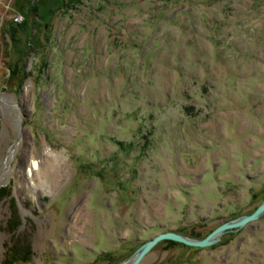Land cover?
Returning <instances> with one entry per match:
<instances>
[{"label": "rangeland", "instance_id": "374dc122", "mask_svg": "<svg viewBox=\"0 0 264 264\" xmlns=\"http://www.w3.org/2000/svg\"><path fill=\"white\" fill-rule=\"evenodd\" d=\"M2 167L0 264H122L251 215L264 0H0ZM140 264H264V215Z\"/></svg>", "mask_w": 264, "mask_h": 264}, {"label": "water", "instance_id": "95a60500", "mask_svg": "<svg viewBox=\"0 0 264 264\" xmlns=\"http://www.w3.org/2000/svg\"><path fill=\"white\" fill-rule=\"evenodd\" d=\"M263 215L264 202L260 204L259 207L251 215L243 216L237 220L226 222L212 231L206 238L201 240L192 239L176 232H166L158 234L153 239L145 242L126 262L122 264H140L146 255H148L159 243L164 241H172L183 244L185 246L196 248L211 247L219 241L220 237L225 234V232L245 227L251 222L260 220Z\"/></svg>", "mask_w": 264, "mask_h": 264}, {"label": "trees", "instance_id": "16d2710c", "mask_svg": "<svg viewBox=\"0 0 264 264\" xmlns=\"http://www.w3.org/2000/svg\"><path fill=\"white\" fill-rule=\"evenodd\" d=\"M80 1L81 0H68L69 4L72 6L79 4ZM146 143H145V145H147ZM165 243L173 244V245L177 244V243H174L172 241H165ZM10 253H12V255H10ZM19 253H22L21 250H19V249H16V248L10 249V252H8L7 257L11 256L13 258V261H12L13 264L18 263V262L24 263V262L28 261L29 258H27V257L30 254V252L27 251V253L26 254L24 253L23 255H20ZM8 263H9V259L7 258V260L5 261L4 264H8Z\"/></svg>", "mask_w": 264, "mask_h": 264}, {"label": "bare ground", "instance_id": "6f19581e", "mask_svg": "<svg viewBox=\"0 0 264 264\" xmlns=\"http://www.w3.org/2000/svg\"><path fill=\"white\" fill-rule=\"evenodd\" d=\"M14 155V153L12 152V154H11V156H9V158H8V160H7V162L5 163L6 165H8L9 166V163H10V161L12 160V156ZM8 169H9V167H8ZM5 170H3V167L2 168H0V186L2 185V184H4L8 179H9V175H10V173H9V171H11V168L8 170V172H4Z\"/></svg>", "mask_w": 264, "mask_h": 264}]
</instances>
